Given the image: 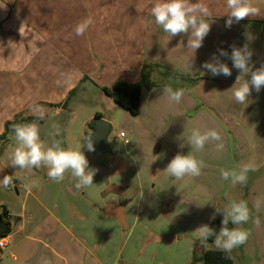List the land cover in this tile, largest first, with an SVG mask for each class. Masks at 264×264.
I'll return each mask as SVG.
<instances>
[{
  "label": "crops",
  "instance_id": "crops-1",
  "mask_svg": "<svg viewBox=\"0 0 264 264\" xmlns=\"http://www.w3.org/2000/svg\"><path fill=\"white\" fill-rule=\"evenodd\" d=\"M202 2L209 7L213 21L226 23L224 0ZM252 2L264 12V0ZM0 3H6V8L0 7V179L4 175H13L14 179L7 189L0 187V213L6 208L12 223V232L5 237L7 255L0 251L1 264H45V261L47 264H114L107 252V242L111 236L131 228L128 222L130 206L140 202L143 211L146 206L157 204L159 197L166 198L164 204L170 202L172 206L186 203L188 192H191L189 180L201 182L199 184L207 182L204 174L215 166L207 164L209 159L216 164L214 173H220L221 169L214 144L206 145L203 152L194 153L206 164L202 175L180 181L169 178L165 191L156 197V184L151 186V181L142 178L143 174L146 178L154 176L159 165L155 163L158 159L153 160L155 156H162L163 148L152 153L153 144L148 152L139 150L141 163L134 160L133 164L125 149L110 150L94 174L103 176L104 180L109 177L108 180L93 181L91 187L78 190L70 173L61 183H56L48 178L43 166L30 170L7 166L10 163L8 154L16 146L14 122L20 115L35 118L30 123L35 121L39 125L41 139L46 145L52 142L49 133L55 124L61 130L55 139L65 148L75 147L83 138L69 130L76 111L90 109L82 123L85 126L96 118L105 117L100 105L91 101L92 95L101 92L107 106L104 108L113 106L112 98L101 87H111L119 81L140 82L146 64L173 68L169 62L188 61L194 55V61L200 62V67L193 71L200 80L191 87H182L185 95L179 104L168 103L162 91L164 84L142 89L140 115L153 110L154 100L159 98L157 108L161 107L172 127L169 139L173 142L166 151L165 164L177 153L187 155L191 150L187 144L181 148L183 141L177 139L184 131L187 136L194 127L206 130L204 126H211L221 135L240 128L245 131L243 135L249 134L254 153L264 157V87L259 92L252 89L246 104L236 103L229 111L235 102L229 89L240 74L232 73L228 77L209 74L202 67L204 59H208L205 38L194 54L187 47V35L171 38L155 24L150 14V0H0ZM85 20L91 21L88 30L82 36H76L75 26ZM232 25H238V33L240 30L237 46L248 43L255 48L252 69L264 65V18L249 17ZM248 35L253 41L247 39ZM220 50L231 54L222 45L215 51L217 56ZM219 58L225 62L231 60L224 56ZM228 66L231 71H239ZM190 71L186 74L192 75L193 71ZM244 78L250 79V74L245 77L241 74L240 82ZM73 90L67 108L58 107ZM145 90L155 91L147 92L145 98ZM209 90L219 97H211ZM225 108L229 112L227 115ZM177 111L178 116L175 115ZM41 113L43 118H40ZM97 114L100 117H96ZM146 122L144 124L151 126L161 123L159 119L148 117ZM109 123L111 127L110 120ZM93 130L91 127L87 132ZM148 138L157 145L163 140L158 136ZM81 150L89 161V168L95 169L90 152L86 147ZM262 163L264 160L255 161L256 169ZM114 178L119 180L114 182ZM111 187L117 192H107ZM110 195L119 199H110ZM219 195L225 196L222 190H216L212 198Z\"/></svg>",
  "mask_w": 264,
  "mask_h": 264
},
{
  "label": "rangeland",
  "instance_id": "rangeland-1",
  "mask_svg": "<svg viewBox=\"0 0 264 264\" xmlns=\"http://www.w3.org/2000/svg\"><path fill=\"white\" fill-rule=\"evenodd\" d=\"M219 24L216 21L211 23V30L209 34L205 37L206 47L208 48V59H204L203 63L209 61L213 54H216V49L219 46H224L226 50L232 51L233 46L238 47L240 33H238V25L230 28L225 26V22ZM242 29V28H240ZM253 41V39H251ZM250 41V40H249ZM249 48L252 52H255V48L252 45H249ZM205 55V54H204ZM203 55V56H204ZM186 60H177L175 62H169L173 68L164 65H154L152 71V81L157 84L156 86L164 84V86H171L172 88H182V87H191L198 83L200 77L196 76V71H193L200 66V62H193V71L192 75H187L190 70H185L184 63ZM228 65L232 66V61L228 60ZM255 64L254 53L251 57L250 66L253 67ZM165 68L168 70L175 71L178 69V72L182 77H173L168 73L164 72ZM236 68H233L235 70ZM237 70V69H236ZM208 71V70H207ZM191 72V71H190ZM187 73V74H186ZM211 74L210 72H208ZM234 74H241L239 71H232ZM208 87H211L209 83H206ZM156 90V89H155ZM153 90V91H155ZM211 90V89H210ZM209 90V91H210ZM145 90V98L147 92H153ZM98 95H92L91 101H95L100 105V111L103 116H108L112 124L110 134L107 138L110 150L112 152L122 151L123 149L129 153L131 156V164L133 161L141 163L139 157V150L149 151V147L152 146L151 152H159L163 148V154L155 162L159 165V168L156 169V172L152 178L145 177L143 174L142 180L150 182V185L153 186L156 184V197L165 191L169 181V177L163 170L166 168L167 162L166 151L169 148V143H172L173 140L169 139L170 134H172L170 128L171 124L166 121V115L161 112V107L157 108L159 98L154 100V108L151 111L146 113L139 114L134 117L118 105L113 99L109 106L110 108L105 109L106 103L102 101L103 95L101 92H97ZM211 97H219L216 93L210 91ZM231 95V92H230ZM150 99H153L149 95ZM110 97V96H109ZM111 98V97H110ZM236 102L231 105L233 109ZM212 104H210L211 106ZM144 107V106H143ZM142 109L144 110L145 108ZM150 109V108H147ZM224 114H229L228 110L224 109ZM90 109H79L76 111L72 121L70 129L74 134H81L86 137L88 128L93 127L92 122L90 121L85 126H82L83 121L87 118ZM144 112V111H143ZM228 112V113H227ZM141 113V111H140ZM236 113V112H234ZM179 115V111L177 114ZM70 114L67 118H69ZM154 118L160 120L161 123L156 125L144 124L146 118ZM67 120V119H66ZM70 123V122H68ZM163 123V124H162ZM51 125V123H50ZM49 122L46 127L47 133ZM215 126H213L214 128ZM170 128V130H169ZM204 129H212L211 126H204ZM236 130V131H234ZM123 132L126 137L120 138V133ZM220 133V131H218ZM243 132L240 131V128L233 129L230 133H225L221 135L222 141L224 144V149L222 152L218 153V163L221 169H232L238 168L243 164L251 161L261 162L264 160L263 155L259 156L257 153H254L255 148L249 143L250 137L249 134L243 135ZM158 136L163 140L155 143H151L148 137ZM141 144V148H140ZM212 144H208V147H211ZM93 159V164L95 165V171L97 168L101 167L104 160L107 158L106 154H95L90 152ZM135 158V159H134ZM205 158V157H204ZM90 159V161H92ZM207 164L214 167L211 168V172L204 174V177L207 175V182L199 184L201 182L189 180V186H191V192L187 195L186 203H177L175 206H172L170 202H166V198H160L157 204L146 206V209L140 210V202L138 205L130 206L128 208V222L131 225L130 229L122 230V232L111 236L107 242V252L111 259V262L114 264H191L193 261L194 255H201L206 250H220L218 249L214 242H207L206 244H201V241L196 238L194 231L201 225L210 226L213 215L215 212L214 207L211 203H215L218 206H226L231 201L245 200L248 202V206L251 210V219L248 223L242 225V227L248 229L251 232V236L246 244L234 249L230 255L233 261V264H264V164L262 163L258 169L248 173V179L246 184H236L232 185L230 181H225L221 178L220 173H214L216 171V164L211 159L208 160ZM162 165V170L160 166ZM98 166V167H97ZM129 174H132L130 171ZM126 175L127 180L129 181L130 176ZM109 177H105L108 180ZM93 181H106L104 177L98 176V174L93 176ZM100 179V180H99ZM188 179V177H187ZM98 180V181H97ZM114 182L119 179L114 178ZM171 180V178H170ZM157 181V182H156ZM196 184H199L198 186ZM120 188V187H119ZM216 190H222V193L225 194L224 198L219 195L217 198H212L213 192ZM105 191V190H104ZM110 199L119 198L115 195H110ZM259 199L261 201V206L259 210L254 207L255 201ZM182 212V215L178 214ZM137 214V215H135ZM136 216V217H135ZM186 218H185V217ZM215 217H220L223 219L222 214H216ZM258 219L259 223L255 221ZM222 227V226H221ZM235 227L229 223V228ZM2 254L7 255L6 249H0Z\"/></svg>",
  "mask_w": 264,
  "mask_h": 264
},
{
  "label": "clouds",
  "instance_id": "clouds-1",
  "mask_svg": "<svg viewBox=\"0 0 264 264\" xmlns=\"http://www.w3.org/2000/svg\"><path fill=\"white\" fill-rule=\"evenodd\" d=\"M150 14L154 17L156 25L160 26L163 31L172 37L179 34L188 36L187 47L195 54L196 50L202 46L204 38L211 30V12L209 7L197 0L196 3L191 0H150ZM224 6L228 19L225 26L231 27L234 22L238 23L249 17H262L264 12L255 6L252 0H224ZM0 7L6 8V3H0ZM91 21L85 20L77 24L74 28L76 36H82L89 28ZM251 40L250 35L247 36ZM252 50L248 43L243 47L233 46L231 54L224 50L219 51V56L213 54L209 61L203 63L202 67L208 70L213 76L223 74L225 77L231 76L232 71L227 63L220 60V56L228 57L232 61V67L239 70L241 74H250V79L240 82L237 77L236 82L231 87V94L235 102L239 105L246 104L252 89L259 92L264 87V65L253 70L250 66ZM194 55L184 63L185 70L193 69ZM163 93L166 95L169 104H179L185 95L182 88L173 89L171 86H165ZM39 111V109H36ZM40 118H43L41 113ZM58 125H52V131L49 136L52 138L50 145H46L40 135V127L34 121L31 123L16 124L13 126L16 146L8 154L10 163L7 166L13 168L39 169L41 166L47 169V176L56 183H61L65 175L70 173L76 180V189H87L93 185L94 169L89 168V161L85 156L82 148H87L89 152L94 151V143L91 136H83L82 142L75 147H63L60 140L55 139L60 135ZM185 133V131H184ZM178 137L183 141L180 147L185 144L190 146L187 155L177 153L163 170L167 176L175 181H180L185 177H199L202 170L206 167L203 159H198L194 153L204 151L206 145L214 144V150L220 153L224 149V144L220 133L216 129H207L201 131L200 128L194 127L190 133ZM156 158L153 162L159 157ZM2 170V169H0ZM256 170L254 161H249L238 168L220 169L221 178L230 181L232 185L246 184L248 173ZM14 183L13 175H4L0 179V187L7 189ZM215 209L213 218L216 214H222V227L215 237V246L226 254H230L234 249L247 243L251 232L242 227L251 219V210L248 202L245 200L231 201L226 206H218L209 202ZM261 201L257 199L254 207L259 210ZM259 223L258 219L255 221ZM229 223L235 227L229 228ZM214 230L208 225H201L194 233L201 244H206L209 237L213 235ZM47 264V261H45Z\"/></svg>",
  "mask_w": 264,
  "mask_h": 264
},
{
  "label": "trees",
  "instance_id": "trees-1",
  "mask_svg": "<svg viewBox=\"0 0 264 264\" xmlns=\"http://www.w3.org/2000/svg\"><path fill=\"white\" fill-rule=\"evenodd\" d=\"M154 67L155 66L153 64H146L143 67L140 82L127 83L125 81H119L111 87H101V89L128 113L136 117L140 114L141 110L142 89L144 87L151 88L152 86L157 85L152 81V71ZM162 73H168L173 77H184L176 71L168 70V68H165L164 72ZM85 79H87V77L84 78V80ZM74 92L75 90L71 91L68 98L59 104L58 107L67 108L68 100ZM96 117H100L99 114H97ZM34 119L35 118L32 116L20 115L14 123H30V121ZM221 222L222 218H213L209 227L212 228L214 232L213 235L209 237V242H214L216 235L221 229ZM11 232L12 223L9 218V213L6 208H3L2 212L0 213V238L7 237ZM191 264H233V261L230 254H226L221 250H206L201 255H194Z\"/></svg>",
  "mask_w": 264,
  "mask_h": 264
},
{
  "label": "water",
  "instance_id": "water-1",
  "mask_svg": "<svg viewBox=\"0 0 264 264\" xmlns=\"http://www.w3.org/2000/svg\"><path fill=\"white\" fill-rule=\"evenodd\" d=\"M92 125L94 127L93 132L86 135V137L90 135L94 143L95 150L92 152H94L95 154L109 153L110 146L107 140L111 130L109 117L105 116L104 118H96L92 121ZM107 192H117V191L116 188L111 187L107 189ZM119 220L122 222L120 218ZM0 264H1V260H0Z\"/></svg>",
  "mask_w": 264,
  "mask_h": 264
},
{
  "label": "built area",
  "instance_id": "built-area-1",
  "mask_svg": "<svg viewBox=\"0 0 264 264\" xmlns=\"http://www.w3.org/2000/svg\"><path fill=\"white\" fill-rule=\"evenodd\" d=\"M125 137V134L123 132L120 133V138ZM7 247V241L6 238H0V249H4Z\"/></svg>",
  "mask_w": 264,
  "mask_h": 264
}]
</instances>
